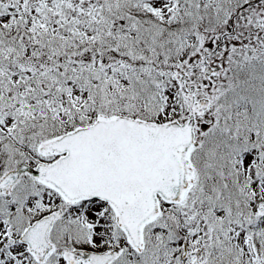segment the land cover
<instances>
[{"label": "snow or ice", "instance_id": "snow-or-ice-1", "mask_svg": "<svg viewBox=\"0 0 264 264\" xmlns=\"http://www.w3.org/2000/svg\"><path fill=\"white\" fill-rule=\"evenodd\" d=\"M0 264H264V0H0Z\"/></svg>", "mask_w": 264, "mask_h": 264}]
</instances>
